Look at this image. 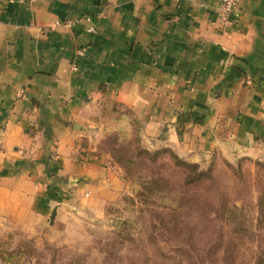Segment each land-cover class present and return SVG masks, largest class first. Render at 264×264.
<instances>
[{"label": "crops", "instance_id": "0c3cea01", "mask_svg": "<svg viewBox=\"0 0 264 264\" xmlns=\"http://www.w3.org/2000/svg\"><path fill=\"white\" fill-rule=\"evenodd\" d=\"M218 7L0 0V229L36 231L53 204L57 220L119 196L121 168L100 147L109 102L146 149L202 165L264 157V0H238L226 25Z\"/></svg>", "mask_w": 264, "mask_h": 264}, {"label": "rangeland", "instance_id": "374dc122", "mask_svg": "<svg viewBox=\"0 0 264 264\" xmlns=\"http://www.w3.org/2000/svg\"><path fill=\"white\" fill-rule=\"evenodd\" d=\"M107 109L121 118L100 143L121 168L119 196L36 231L1 228L0 264H264V157H179L186 166L165 147L138 145L126 108Z\"/></svg>", "mask_w": 264, "mask_h": 264}, {"label": "built area", "instance_id": "2783aa9c", "mask_svg": "<svg viewBox=\"0 0 264 264\" xmlns=\"http://www.w3.org/2000/svg\"><path fill=\"white\" fill-rule=\"evenodd\" d=\"M218 21L222 25H226L230 20V15L233 13L238 0H218ZM89 31L94 30L93 26H88ZM78 54H83L84 50L82 48L77 49Z\"/></svg>", "mask_w": 264, "mask_h": 264}, {"label": "trees", "instance_id": "16d2710c", "mask_svg": "<svg viewBox=\"0 0 264 264\" xmlns=\"http://www.w3.org/2000/svg\"><path fill=\"white\" fill-rule=\"evenodd\" d=\"M112 110L113 111H115V110H117L116 108L115 109H113L112 108ZM116 112V114L117 113H120V116H122V115H124L126 112H117V111H115ZM127 113H129L130 114V112L127 110ZM120 116H119V118H118V116H112V118H114L115 119V121H117V120H120L121 118H120ZM132 121L136 124V127H135V137H136V140H137V142H138V145H139V135H138V125H137V121H136V119H132ZM103 140V139H102ZM102 142V141H101ZM141 147V146H140ZM165 148H167V147H165ZM167 149H169V148H167ZM172 153H173V157L177 160V162H179L180 164H183V165H186V166H190V165H192V163H188V161H185V160H182V159H178L179 158V156L178 155H176V154H174V152L171 150V149H169ZM199 173H200V171H199ZM22 250H20V249H18V250H11V251H5V252H3L4 254H2V255H4L3 257L5 258V259H9V258H11V257H13L15 254L16 255H21V252ZM2 252V251H1ZM1 255V254H0Z\"/></svg>", "mask_w": 264, "mask_h": 264}, {"label": "water", "instance_id": "95a60500", "mask_svg": "<svg viewBox=\"0 0 264 264\" xmlns=\"http://www.w3.org/2000/svg\"><path fill=\"white\" fill-rule=\"evenodd\" d=\"M59 206V204H53L51 210L49 211L48 213V217H47V221L51 224L54 219H55V216L57 214V207Z\"/></svg>", "mask_w": 264, "mask_h": 264}]
</instances>
